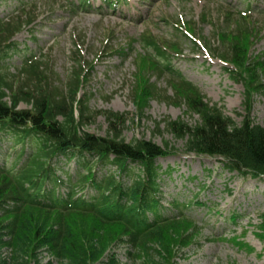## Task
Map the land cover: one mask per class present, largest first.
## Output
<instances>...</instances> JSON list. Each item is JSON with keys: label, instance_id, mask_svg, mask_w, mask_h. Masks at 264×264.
<instances>
[{"label": "trees", "instance_id": "trees-1", "mask_svg": "<svg viewBox=\"0 0 264 264\" xmlns=\"http://www.w3.org/2000/svg\"><path fill=\"white\" fill-rule=\"evenodd\" d=\"M24 14L22 10L20 16L7 21L0 18V132L9 129L3 137L0 133V153L6 163L10 151H15L16 161L23 160L18 169L16 163L0 165V248L12 249L9 264H30L22 255L31 258L30 248L34 252L36 247L47 248L62 263L100 264V250L94 246L90 232H79L67 222L75 216L93 219L97 229L118 226L120 236L115 244L127 241L134 250L152 256L161 250L160 258L172 264L174 258L168 251L171 242L179 239L173 249L178 257L185 248L197 245L199 227L186 214L196 202L172 203L174 213L169 214L163 206V172L157 161L168 156L169 143L165 147L146 140L127 143L123 135L129 120L120 114L108 113L105 137L81 132L80 127H85L94 115L89 100L79 99L87 82L86 70L79 62L63 88L53 84L50 69L38 60L27 58L17 74L10 73V66L3 62L15 54L17 44L13 39L37 19ZM226 16L234 25V14ZM236 24L234 31L228 27L218 30L217 35L223 53L218 58L234 68L237 82L243 83L246 90L248 112L240 124L225 113L224 107L205 102L201 91L173 70L167 53L149 35L143 36L142 46L150 57L137 58L136 92L140 100L155 97L157 83L152 79L170 77L175 88L185 93L190 115L198 116L193 124L183 120L164 122L167 132L185 142L186 153L223 158L227 171L263 178L264 128L251 118V99L264 94V56L251 53L250 41L255 36L242 20ZM244 41L247 45L241 44ZM24 103L30 109L21 110ZM161 125L159 122L155 126L160 129ZM11 140L13 143L4 151V142ZM74 159L79 171L72 175L61 165ZM134 166L140 167L136 173ZM52 216L55 224L48 227ZM178 226L182 228L177 235L168 232ZM260 229L264 240V215ZM103 236L98 233L96 237L100 241ZM155 239H160L163 249L152 242ZM147 258L132 256V261L136 264L141 259L140 264H148ZM104 264L122 263L112 255Z\"/></svg>", "mask_w": 264, "mask_h": 264}, {"label": "rangeland", "instance_id": "rangeland-1", "mask_svg": "<svg viewBox=\"0 0 264 264\" xmlns=\"http://www.w3.org/2000/svg\"><path fill=\"white\" fill-rule=\"evenodd\" d=\"M110 2L117 5L114 7ZM248 8L251 11L246 13ZM22 10L26 17H38V21L34 28L16 37L15 54L3 62L10 66V73L17 74L24 60L32 58L43 62L50 69L53 84L63 88L78 69V62L84 64L87 84L80 99L89 100L94 118L80 127L81 132L105 137L109 129L108 113L120 114L129 120L123 135L127 143L146 140L160 147L169 143L168 156L157 161L163 172L160 180L163 206L169 214L174 213L172 203L198 202L186 214L199 227L197 245L185 248L178 257L173 249L179 239L171 242L168 251L174 258L172 264H264V240L260 236L262 231H258L264 214V178L231 174L221 158L186 153L185 142L167 132L164 122L183 120L193 124L198 116L190 115L188 102H184L185 93L175 88L170 77L152 79V83H157L155 97L140 100L136 92L139 86L136 59L139 55L150 57L141 43L142 37L149 35L171 52V57L166 55L173 60L174 70L201 91L205 102L224 107L226 114L240 124L248 112L245 87L235 83L226 72V65L218 59L223 53L217 33L228 27L234 31L237 21L242 20L255 36L250 41L251 53L264 56V0H0V17L5 21L20 16ZM228 13L234 14L231 18L234 25L228 23ZM241 44L247 45L245 41ZM251 104V118L264 128V94L254 95ZM29 108L25 103L20 106L21 110ZM159 122L162 125L157 129L155 125ZM8 130L0 132L1 137ZM11 143L12 140L4 142V151ZM16 148L20 150L21 146ZM15 154L8 152L6 163L3 152L0 153V165L16 163L18 169L23 160L16 161ZM61 167L72 175L79 171L75 159ZM134 168L136 173L140 167ZM54 218L49 217L48 227L55 224ZM67 222L79 232H90L94 246L100 250L98 261L112 252L123 264H134L132 256L147 255L148 264H166L160 258L161 250L152 256L121 242L115 244L120 236L118 226L97 229L93 219L80 216ZM180 228H170L168 232L175 236ZM98 233L104 234L100 241ZM152 242L161 247L160 239ZM30 249L31 258L22 255L27 263L66 264L45 247H36L34 252ZM12 256V249H2L0 264H9Z\"/></svg>", "mask_w": 264, "mask_h": 264}]
</instances>
